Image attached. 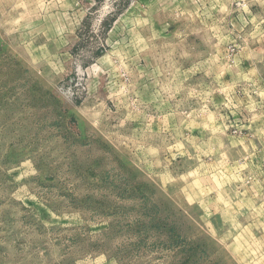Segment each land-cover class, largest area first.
Wrapping results in <instances>:
<instances>
[{"label": "rangeland", "instance_id": "1", "mask_svg": "<svg viewBox=\"0 0 264 264\" xmlns=\"http://www.w3.org/2000/svg\"><path fill=\"white\" fill-rule=\"evenodd\" d=\"M0 264H264V0H0Z\"/></svg>", "mask_w": 264, "mask_h": 264}]
</instances>
